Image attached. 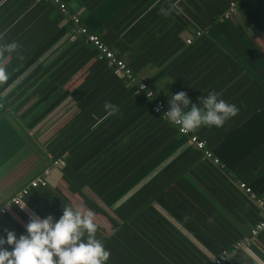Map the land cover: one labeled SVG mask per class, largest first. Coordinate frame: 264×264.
Listing matches in <instances>:
<instances>
[{"label": "trees", "instance_id": "1", "mask_svg": "<svg viewBox=\"0 0 264 264\" xmlns=\"http://www.w3.org/2000/svg\"><path fill=\"white\" fill-rule=\"evenodd\" d=\"M59 1L154 97L136 92L53 0H0V94L25 74L2 97L0 169L26 148L17 126L28 131L65 108L69 114L42 143L48 165L61 159L64 175L93 190L123 228L148 233L155 246L146 245L145 253L155 263L175 264L176 253L154 222L175 236L177 218L214 256L255 237L259 232L251 229L264 218L256 202L264 200L262 188L255 187L264 175V120L225 153L215 146L264 105V54L249 41L263 37L264 0ZM174 1L181 12L175 21L167 11ZM11 44L16 47L9 50ZM249 78L253 85H245ZM180 91L193 103L216 93L237 112L222 127L180 133L152 110L156 99L167 110L171 94ZM105 102L118 111L108 114ZM189 179L204 190L201 197L190 191ZM184 205L194 207L188 218Z\"/></svg>", "mask_w": 264, "mask_h": 264}, {"label": "crops", "instance_id": "2", "mask_svg": "<svg viewBox=\"0 0 264 264\" xmlns=\"http://www.w3.org/2000/svg\"><path fill=\"white\" fill-rule=\"evenodd\" d=\"M167 11L174 21L175 17L180 18L178 16L181 12L175 10V1L172 2ZM182 15L186 20L188 19L184 14ZM162 33L163 31H160L159 34ZM249 39L252 45L264 54V34L263 37L257 36ZM3 63L1 62V65ZM24 76L25 74L21 75L0 94V109L2 97L11 91ZM245 81V85H253L250 78ZM226 84L228 85V81L224 84L225 87ZM228 99L223 100L227 102ZM64 109L49 114L38 125L32 129L29 128L28 131L21 130L19 126L16 127L27 139V145L22 153L0 169V209H5L4 213H0V237L6 235V230L14 231L17 236L25 234V225L30 218H43L51 214L58 219L62 215L63 208L71 206L74 209L93 213L94 222L97 225L95 236L110 253L107 264H157L155 258L153 259L145 253L146 245L152 244V241L148 239V233L133 230L130 226L123 228V223L116 216L115 211L109 208L93 190L88 186L78 187L73 179L71 180L64 175L63 165L57 166L53 163L48 165L49 160L44 155L42 143L45 144L57 131V127L64 119L61 122H56V120L59 119V113ZM66 113L68 110L65 113L63 111L62 114ZM263 120L264 105L223 138L215 146L216 151L220 155L225 153ZM213 163L215 162L213 161ZM37 175H43L46 185L30 188L19 205L9 204L10 197ZM188 182L187 185L192 193L194 192L200 197L205 193L200 186L195 184L194 180L189 179ZM255 187L262 188V196H264V175L259 178ZM192 203L194 204V201H191ZM180 208V211L187 210L185 217L188 218L194 207L190 209L188 205H184ZM154 224L158 227L156 233L159 236L168 237L175 242V264H213L217 256H214L177 218L172 220V224L175 226V236L162 223L154 222ZM3 247L11 250L7 244ZM152 248L150 247V249ZM161 256L159 257L164 261ZM221 264H264V228L255 237L236 244L235 249L227 254L226 259Z\"/></svg>", "mask_w": 264, "mask_h": 264}, {"label": "clouds", "instance_id": "3", "mask_svg": "<svg viewBox=\"0 0 264 264\" xmlns=\"http://www.w3.org/2000/svg\"><path fill=\"white\" fill-rule=\"evenodd\" d=\"M8 47L11 50L16 45ZM147 95L153 94L147 91ZM168 105L163 116L181 132L201 126L222 127L237 112L235 105L213 92L193 103L180 91L171 94ZM104 108L110 115L118 111L110 102H105ZM96 231L93 213L71 206L64 207L58 219L51 214L32 217L25 225V234L17 236L14 231L6 230V235L0 237V264H107L110 253L96 238ZM5 244L10 246V251L3 247Z\"/></svg>", "mask_w": 264, "mask_h": 264}, {"label": "built area", "instance_id": "4", "mask_svg": "<svg viewBox=\"0 0 264 264\" xmlns=\"http://www.w3.org/2000/svg\"><path fill=\"white\" fill-rule=\"evenodd\" d=\"M53 1H54V3H56L58 5L60 11H62V13L66 14L68 16V18L70 20H72L73 24L77 27L76 30L81 34L86 35L87 40L97 48V50L100 53V56L107 58L109 60V62L114 66L115 71L118 74H120L121 76H123L124 78H126L131 83V85L135 86L136 92H138V93L142 92V93H144V95L146 97L151 98V99L154 97V93L148 87V85L143 80L135 79L132 71L127 67L126 63L121 58L117 57L116 54L113 52V50L108 48L100 40V38L97 35H95L93 33L92 34L88 33L87 29L80 24L79 18L76 14L68 13V10H67L65 4L62 3L61 1H59V0H53ZM229 10L234 11V4L231 3V7ZM186 42L189 43L190 38H187ZM146 90L152 92L153 95L151 97H149L147 95ZM152 110L155 113H161L162 115L166 111V109L163 105V102L160 99H156L154 101L153 106H152ZM179 132L183 133V134L188 133V132H181V131H179ZM190 142L193 143L199 149H203V147H204V142L199 140L194 135L190 136ZM204 155L207 158L212 159L215 163L219 162L217 158H212L211 152H209L207 150H204ZM53 164L57 165V166H62V165H64V162L61 159H57L53 162ZM44 185H46V180L43 177V175H37V176L33 177L32 179H30L26 185L21 187L12 197H10V199L8 200V203L14 204V205H19L22 202L23 198L27 195L30 188H35L37 186H44ZM239 187L241 189H243L246 193H249V194H251V196H254L250 187H248L244 182H240ZM256 202L264 213V200L263 199H256ZM4 212H5V209L1 208L0 213H4ZM263 228H264V218L262 220L258 221L255 224L254 228L251 229L252 235H256ZM238 244L239 243H237V245ZM226 256H227V253L225 251L221 252L219 254V256H217L214 259L213 264H221L226 259Z\"/></svg>", "mask_w": 264, "mask_h": 264}, {"label": "rangeland", "instance_id": "5", "mask_svg": "<svg viewBox=\"0 0 264 264\" xmlns=\"http://www.w3.org/2000/svg\"><path fill=\"white\" fill-rule=\"evenodd\" d=\"M63 113V111L61 112V113H59L60 114V116H59V119L58 120H56V122H61L65 117H66V115L67 114H62ZM69 114V113H68ZM219 163V162H218ZM218 163H215V164H218Z\"/></svg>", "mask_w": 264, "mask_h": 264}]
</instances>
